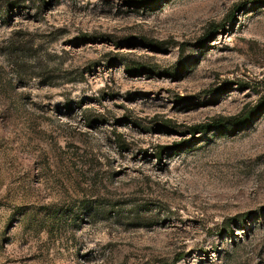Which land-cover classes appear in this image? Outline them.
I'll return each instance as SVG.
<instances>
[{"label":"rangeland","instance_id":"rangeland-1","mask_svg":"<svg viewBox=\"0 0 264 264\" xmlns=\"http://www.w3.org/2000/svg\"><path fill=\"white\" fill-rule=\"evenodd\" d=\"M249 2L0 0V264H264Z\"/></svg>","mask_w":264,"mask_h":264},{"label":"trees","instance_id":"trees-1","mask_svg":"<svg viewBox=\"0 0 264 264\" xmlns=\"http://www.w3.org/2000/svg\"><path fill=\"white\" fill-rule=\"evenodd\" d=\"M158 0H136V2L138 3V5H141L142 7L144 6H147L149 4H152L154 2H156ZM250 2L249 3H264V0H249ZM126 66V71L128 73H131L133 70L131 68V66L127 63L124 64ZM253 119L252 117V112L246 114L244 116V118H239V119H234L235 121V124H238V125H244V124H247V123H250V121ZM217 124H220V122H214V123H211V124H205V125H202V126H197V127H193L191 129V133L196 135L198 132H208L210 129L216 127L215 125ZM181 147L183 145H180ZM166 148L165 147H160V149L158 150V152L156 153V159L158 161H161L163 155H164V150ZM114 215H116V212L114 211Z\"/></svg>","mask_w":264,"mask_h":264}]
</instances>
